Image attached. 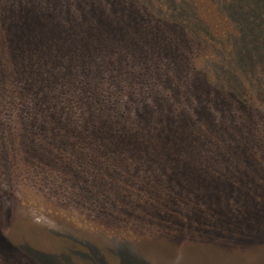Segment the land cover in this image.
<instances>
[{"label": "rangeland", "instance_id": "374dc122", "mask_svg": "<svg viewBox=\"0 0 264 264\" xmlns=\"http://www.w3.org/2000/svg\"><path fill=\"white\" fill-rule=\"evenodd\" d=\"M83 2L93 5L90 19L109 14L105 22L126 28L123 42L122 32L106 33L118 46L105 76L130 72L136 97L144 89L170 98L172 78L182 85L181 106L198 117L196 95L177 77L197 76L220 93L219 103L209 102L211 120L202 113L193 122L203 127L195 134L211 140L194 159L185 155L184 166L163 148L151 150L154 129L144 140L152 161L130 148L116 154L108 139L87 140L91 128L58 151L51 134L64 130L56 123L33 124L25 106L0 104V264H18L24 254L21 264H264V0ZM143 37L160 56L158 63L147 56L151 71L140 59ZM9 64L0 60L1 88L9 83L18 94L25 80L11 82ZM79 97L69 89L61 100L73 132L88 107Z\"/></svg>", "mask_w": 264, "mask_h": 264}, {"label": "trees", "instance_id": "16d2710c", "mask_svg": "<svg viewBox=\"0 0 264 264\" xmlns=\"http://www.w3.org/2000/svg\"><path fill=\"white\" fill-rule=\"evenodd\" d=\"M83 1L85 0H0V55L6 57H0V60L10 63L8 69L12 70L11 82L19 77L25 80L23 92L17 94L9 83L5 84V88H1V80H5V76L0 75V104L2 106L19 104L21 107L34 110L35 116H32L34 123L40 120L56 123L57 127L64 131L63 133L56 131L51 134L53 137L65 141L74 134L84 138L86 132L81 133L77 128L73 132L66 124L70 115L65 106L67 104H63L61 100H66L64 95H67L68 90L71 89L73 93L76 92V96H82L79 98L88 105L84 114L80 117L76 116L75 123L82 129L91 128L89 135L87 133L89 136L87 140L98 139L104 145L105 139H108L110 142L107 143V147L116 154L130 148L129 152L134 157H142L143 160L146 157L144 153L148 149L144 145V140L150 134V130L154 129L155 140L151 139L150 145L155 147L151 150L157 148L158 151L163 148L161 153L166 157L172 156L171 158L177 159L176 165L184 166L185 155L194 159L196 156L192 153L199 152V144L211 140L208 134L196 135L195 132L199 128L203 130V127L193 122L198 118L201 119L202 113L206 115L208 121L211 120L212 107L209 102L217 103L220 93L208 85L205 79L197 76L189 80L185 77H177L180 81L189 83L196 95L194 103L201 105L192 108L198 116L195 117L181 106V98L184 96L180 94L182 85L177 84L176 87L172 78L166 80L174 90V95L170 94V98L157 92H145L144 89L143 92H139L141 95L139 98L134 94L132 88L134 76L130 72L124 70L118 72V76L113 74L106 77L105 72L116 66L112 63L110 54L116 52L118 46L116 38L109 37L106 33L115 36L116 33L122 32L123 42V39L127 38L124 35L128 32L120 23L105 22L111 20L109 14L102 16L100 13L95 19H90L87 11L91 10L93 5L86 7ZM89 2L90 0H86V3ZM75 4L78 5V10L71 8ZM69 12L74 14H68ZM150 39L143 37V50L145 47L146 55L140 56L144 68L149 70L148 55L153 57L154 62H160L159 55L157 58L154 57L156 47ZM145 43L150 44V49H147ZM104 59H107L108 68L103 66ZM123 65L130 64L126 61ZM0 73L4 74L3 71ZM146 77H151V74L143 76V79ZM158 78L160 79L161 75H158ZM104 83H107L105 87H103ZM112 84L116 88L113 91L109 90ZM149 96L151 103L147 100ZM16 98L19 103H15ZM72 98L76 99L74 94ZM221 99L219 98V101H222ZM67 100L71 101V98ZM33 104L40 110H37ZM222 105L218 104L224 112H227L224 101ZM53 107L55 108L51 109ZM240 107L243 109V106ZM140 129L144 131L140 132ZM212 130L216 133L213 127ZM26 138L31 136L27 135ZM68 142L71 145L75 143L71 139ZM185 143H187L186 149L183 147ZM59 144L56 150H65L59 147ZM146 160L152 161V158L146 157ZM191 162L193 167L201 165L194 164L193 160Z\"/></svg>", "mask_w": 264, "mask_h": 264}, {"label": "flooded vegetation", "instance_id": "af4514ba", "mask_svg": "<svg viewBox=\"0 0 264 264\" xmlns=\"http://www.w3.org/2000/svg\"><path fill=\"white\" fill-rule=\"evenodd\" d=\"M45 107L42 105V109H44ZM22 112H25V115H27L26 116V118H25V120L27 119V121L29 122H31V123H33L34 124V121H33V119H32V116L34 117L35 116V113H34V110L32 111V110H30V109H27V108H25L24 109V111H22ZM33 114V115H30V114ZM24 116V115H23ZM69 127V126H68ZM79 132H81V133H85V131H84V129H80V131ZM25 133H26V135L29 133V131H27V130H25ZM66 138H67V136H65ZM78 138H80V139H82V140H85L84 138H82V137H79L78 136ZM70 139H72V136L70 137V138H68V139H66L65 141H64V139H60V141L58 142V143H60L62 146H67L68 144H70L71 145V143H69L68 142V140H70ZM59 144V145H60ZM73 144H75V143H72V145ZM1 254H3V253H1ZM68 254V253H67ZM12 255H14L13 253H12ZM20 259H19V262H18V264H21V263H25L26 262V259H25V254H24V259H22L21 257H19Z\"/></svg>", "mask_w": 264, "mask_h": 264}]
</instances>
